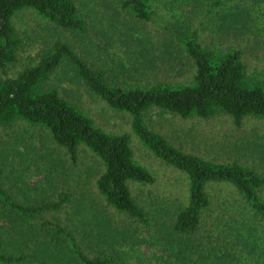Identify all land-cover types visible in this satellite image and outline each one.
Here are the masks:
<instances>
[{"label": "trees", "instance_id": "trees-1", "mask_svg": "<svg viewBox=\"0 0 264 264\" xmlns=\"http://www.w3.org/2000/svg\"><path fill=\"white\" fill-rule=\"evenodd\" d=\"M119 1L123 10L145 22L155 16L160 2ZM212 1V12L229 6L226 0ZM259 5L256 12L264 23V4ZM26 12L62 31L88 32L76 0H0V131L18 124L44 128L75 165L87 149L102 164L95 185L104 204L116 217L147 228L155 217L142 199V189L167 195L178 187L169 182L170 175L180 177L184 200L174 216V231L177 236H196L210 224L213 233L206 245L208 255L196 247L187 250L180 241L182 246L162 242L161 257L169 264H264V174L238 160L217 161L184 150L148 121L149 111L158 108L207 132L264 129V54L251 56L234 44L212 46L203 28L186 23L178 41L192 62L188 75L153 84H113L104 69L92 68L62 41L42 49L37 61L25 62L23 51L33 40L20 22ZM63 64L74 67L108 107L128 115L129 127L107 126L54 87L52 76ZM136 144L162 162L169 175L143 161ZM5 179L6 169L0 164V217L16 214L27 233L39 235L45 245L42 250H10V239L0 230V264H125L126 251L87 252L77 233L61 220L59 215L73 200L71 191L26 203L6 187ZM215 186L231 189L233 199L226 202L236 207L225 209V200L212 193ZM237 210L245 213L244 219L252 214L255 221L243 219V231L229 234L220 221ZM60 252L65 254L63 260L53 257Z\"/></svg>", "mask_w": 264, "mask_h": 264}, {"label": "rangeland", "instance_id": "rangeland-1", "mask_svg": "<svg viewBox=\"0 0 264 264\" xmlns=\"http://www.w3.org/2000/svg\"><path fill=\"white\" fill-rule=\"evenodd\" d=\"M76 1L80 15L88 22L86 33L62 31L33 12L22 15L21 25L33 35L22 54L25 62L37 61L42 49L62 41L71 45L92 68L104 69L113 84H153L166 78L184 77L192 71V62L178 41V32L187 29L186 23L191 28H203L212 46L234 44L248 55L264 54V23L256 12L263 0H226L228 7H216L213 12L212 0H159L156 14L148 22L123 10L119 0ZM51 82L64 96L107 126L119 130L129 127L130 117L108 107L71 65L63 64ZM148 121L184 150L217 161L238 160L264 174L263 128L207 132L184 125L173 114L158 108L149 111ZM136 149L143 161L158 168L162 175H169L164 164L140 144H136ZM0 164L6 169V187L22 202L38 203L53 199L62 191H71L73 200L59 216L91 254L126 251L129 256L124 258L125 264H140L139 260L142 264H169L167 258L161 257L160 245L171 241L175 244L180 241L187 250L196 247L200 254L209 253L206 245L213 233L208 228L210 224L196 236H177L173 229L175 213L184 200L180 177L170 175L169 182L178 187L167 195L141 188L142 199L155 217L153 226L147 228L116 217L104 204L96 191L95 180L102 164L95 155L84 149L79 164H73L44 128L18 124L0 131ZM212 193L225 200V209L236 207L228 202L234 195L228 187L215 186ZM244 214L241 210L232 212L220 221V227L229 234L243 231ZM244 220L255 221L252 214ZM0 230L10 239V250H42L45 245L42 237L27 233L16 214L0 217ZM53 257L63 260L65 254L54 253Z\"/></svg>", "mask_w": 264, "mask_h": 264}]
</instances>
